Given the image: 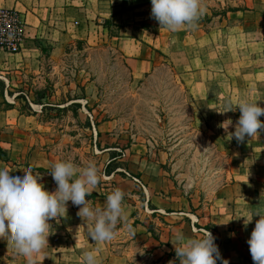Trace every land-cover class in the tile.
I'll return each mask as SVG.
<instances>
[{
	"label": "rangeland",
	"instance_id": "1",
	"mask_svg": "<svg viewBox=\"0 0 264 264\" xmlns=\"http://www.w3.org/2000/svg\"><path fill=\"white\" fill-rule=\"evenodd\" d=\"M22 2L44 10L43 27L34 43L40 62L5 71L7 80L0 77V107L14 105L38 121L32 131L26 129L31 135L25 136V151L47 152L53 162L71 159L81 167L95 161L100 180L88 197L93 206L104 205L96 196L107 195L109 188L119 187L125 193L127 220L118 223L117 234L105 242L107 249L101 243L103 254L98 259L107 261L111 249L125 252L131 264H180L175 251L136 238L146 196L135 178L145 173L144 184L159 186L161 180L160 186L176 190L175 197L190 200L192 220L201 229L198 236L210 231L215 237L217 264L224 260L254 264L247 243L251 232L244 231L248 238L240 234L244 225L238 216L245 213L244 203L218 195L232 183L234 167L243 164L239 154L244 148L256 144L264 150V129L238 142L230 132L239 108L223 112L241 99L264 106V39H254L263 33L251 29L258 20L253 11L233 12L238 6L253 8L255 0H202L206 11L197 27L177 31L161 28L152 18L151 0ZM16 9L23 14L12 8ZM22 20L25 24L26 16ZM64 28L71 30L69 35L88 37L58 45L62 55L51 57L55 38ZM23 33L26 36V28ZM3 38L8 36L0 32L2 50ZM129 42L135 51L127 56ZM20 43L19 51L30 46L25 37ZM133 59L146 62V71L135 73ZM223 124L229 125L227 131ZM0 146L9 153L6 163L22 170L33 165L34 173L55 190L50 167L14 158L10 149ZM259 162L264 165V156ZM180 203L176 200L173 205ZM67 208L78 211L71 201ZM143 223L153 234L163 231L159 218ZM64 261L81 262L77 256Z\"/></svg>",
	"mask_w": 264,
	"mask_h": 264
},
{
	"label": "clouds",
	"instance_id": "2",
	"mask_svg": "<svg viewBox=\"0 0 264 264\" xmlns=\"http://www.w3.org/2000/svg\"><path fill=\"white\" fill-rule=\"evenodd\" d=\"M205 11L202 0H151L152 18L161 28L170 31L194 30ZM237 106L240 116L230 135L243 142L264 129V120L260 119L264 106L241 99L235 107L229 104L223 112L234 111ZM222 126L228 130V126ZM33 167L29 165L13 174L6 164H0V239H7L16 252L25 257L26 264H35V256L49 243L50 220L66 216L69 201L78 206L77 215L85 222L89 237L97 243L111 241L117 234L118 223L127 220L129 212L123 204L125 193L121 188L112 189L103 206H93L88 200L100 180L95 161L90 160L83 167L71 159L53 162L49 171L56 184L55 190L45 187L41 175L34 173ZM255 216L259 218L247 243L254 264H264V212L258 210L242 217L246 226ZM171 241L180 264H217L220 259L218 245L210 231L191 237L177 233ZM82 264H99L97 251H83ZM223 264L228 261L224 260Z\"/></svg>",
	"mask_w": 264,
	"mask_h": 264
},
{
	"label": "crops",
	"instance_id": "3",
	"mask_svg": "<svg viewBox=\"0 0 264 264\" xmlns=\"http://www.w3.org/2000/svg\"><path fill=\"white\" fill-rule=\"evenodd\" d=\"M255 2L253 8L249 6L241 8L238 6L233 12H254L258 20L255 21L251 29H253L255 33L258 30L260 33L261 31L263 33L262 37L254 38L256 39L255 41H258L260 38L264 39V0H255ZM13 7L19 8L23 12V14H21L18 9L15 10L19 12L23 18L26 16L25 28L27 33L25 40H27L30 46L18 52H9L0 49V69H3V71H0V74H3V76L0 75V77L5 80H7V78L4 74L8 73L5 72L6 70L13 68L24 69L29 67L31 63L35 64L36 62H40V53L36 52L34 43H36L39 37L38 35L36 37V34L40 32L43 27L41 13L44 10L40 9L39 5L37 6L36 4L29 7L23 3L22 0H0V9H12ZM65 30H67V28L59 31L60 36L55 38L54 42L57 47L51 49V57L58 58L62 55L63 49L60 51L58 45L63 46V44H67L73 39H86L88 37L84 35L81 36L78 33L69 35L71 34V30L69 31L68 29L67 32H65ZM64 38L67 39L65 40ZM121 44L122 41H119L118 48H121ZM128 46L131 49L130 52L126 54L127 56L133 54L131 51H135L131 42L128 43ZM130 63L135 73L146 71L148 68V64H146V62L144 64V62L140 60L133 59ZM35 124H38V121H35V116L23 115L14 105H10L7 108L0 107V144L10 149L14 158H27L31 163L37 166L49 168L53 163L50 154L37 150H24L27 144L25 136L31 135L26 129L32 131ZM10 141L15 143H10ZM263 156V148H260L259 151L256 144L253 149L246 150V148H244L243 152L239 154V158L243 160V164L234 167V179L232 183L219 192V198L223 199L225 196L228 200L233 199L237 202L244 203L242 208L245 213H243L242 216L252 215L258 210L264 212L262 208L264 205V165L259 162V158L261 157L262 159ZM0 164H6L13 170V174L22 172L21 167L9 165L5 161L0 160ZM141 171L143 173L144 170L141 168ZM143 174L144 175L141 177L135 178L138 181L140 180L143 189L142 192H144L146 196L142 202L144 211L143 217L141 218L142 224H136L141 227V230L138 232L140 235L136 238H143L148 246L149 243L152 244L154 242L155 247L159 246L175 251V245L171 240L175 238L177 233H183L185 236L191 237L198 236V230H201L196 227L195 222L192 220V216L194 215L191 212L190 200L184 196L175 197L176 190L173 188L166 190L168 184L160 186L161 180L159 186L149 183V180H147L149 184H144L143 178L147 175H145V173ZM149 177L148 175V178ZM159 179H161V177ZM44 185L47 189L53 190L50 185ZM133 188L138 189L137 184H135ZM160 189L162 191L166 190V193L163 195ZM107 190L110 192L111 188ZM155 192H158V195H156ZM106 196L105 192H103V194L100 192L96 196V201L104 203ZM176 200L181 203L179 206L174 207L173 204ZM77 212L76 210L67 208L66 216L60 217L59 220L56 218L50 220L52 228L48 236L49 243L35 256V264H75L64 261L68 256H77L79 261H81L77 264H82V252L85 250L95 249L97 251V257L103 254L101 247V243L103 242L97 243L89 237L84 224L85 222L77 215ZM242 216H238V218L243 221L244 228L241 229L240 234L244 235V231L247 233L252 232L255 225L251 223L256 222L258 216H255L246 226L244 224L245 218ZM148 218H159V226L163 231L153 234L152 231L148 229L146 223H143ZM129 221L133 222L134 220L130 219ZM133 227L136 228L135 226H132V228ZM244 237L248 238V235H244ZM104 248L107 249L106 245ZM108 250L111 251V249ZM108 250L106 252L107 261L98 259L99 264H131L129 256L125 252L117 253L115 251L109 252ZM157 250L161 249L158 248ZM153 251H156V249L154 248ZM0 264H26V259L16 252L14 246L9 243L7 239H0Z\"/></svg>",
	"mask_w": 264,
	"mask_h": 264
},
{
	"label": "built area",
	"instance_id": "4",
	"mask_svg": "<svg viewBox=\"0 0 264 264\" xmlns=\"http://www.w3.org/2000/svg\"><path fill=\"white\" fill-rule=\"evenodd\" d=\"M19 12L12 9H0V32L6 33L8 38H3L4 50L18 52L25 34V24Z\"/></svg>",
	"mask_w": 264,
	"mask_h": 264
},
{
	"label": "trees",
	"instance_id": "5",
	"mask_svg": "<svg viewBox=\"0 0 264 264\" xmlns=\"http://www.w3.org/2000/svg\"><path fill=\"white\" fill-rule=\"evenodd\" d=\"M77 43L82 44L83 41L81 40ZM171 66L175 69L174 65H171ZM0 160H3L5 162L10 161L9 153L6 150H4L1 146H0ZM94 196H96V194Z\"/></svg>",
	"mask_w": 264,
	"mask_h": 264
}]
</instances>
